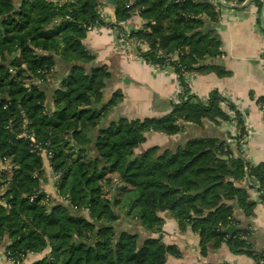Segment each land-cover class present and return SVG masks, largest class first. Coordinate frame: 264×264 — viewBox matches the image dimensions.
Here are the masks:
<instances>
[{"label": "trees", "instance_id": "16d2710c", "mask_svg": "<svg viewBox=\"0 0 264 264\" xmlns=\"http://www.w3.org/2000/svg\"><path fill=\"white\" fill-rule=\"evenodd\" d=\"M108 4L115 22L102 18L100 0H0V164L11 165L0 173V253L13 256L11 264L44 251L32 264H166L168 255L182 252L162 241L163 212L181 231L191 225L203 256L224 241L244 252L246 232L236 214H253L249 189L264 201V164L241 154L245 126L238 109L217 91L206 102L196 97L187 78L220 70L201 65L221 55L203 18L217 15L214 6L209 0ZM134 17L148 21L130 31L145 44L143 63L172 64L182 88L163 116L113 118L124 95L107 94L108 67L84 44L91 28L119 29L117 21ZM174 51L180 55L169 59ZM223 104L235 111L234 146L230 135H197L176 147L136 151L150 132L173 136L186 124L233 120ZM43 149L51 155L45 163L59 174L52 178L54 197L41 188ZM247 178L248 187L238 184Z\"/></svg>", "mask_w": 264, "mask_h": 264}, {"label": "crops", "instance_id": "0c3cea01", "mask_svg": "<svg viewBox=\"0 0 264 264\" xmlns=\"http://www.w3.org/2000/svg\"><path fill=\"white\" fill-rule=\"evenodd\" d=\"M100 1L105 4L103 8L113 15L114 8L107 0ZM209 2L217 15L203 18L208 29L220 41L221 55L215 57L218 58V65H212L220 67V70L207 68L190 73L191 93L206 102L210 93L217 91L230 101L244 121L245 133L239 145L243 158L255 166L264 164V116L260 110V105L264 103V0H259L261 5L256 0ZM138 19L134 17L128 25L133 29L140 28L142 25ZM84 44L95 54L97 63L108 67L111 75L107 94L121 90L124 95L123 101L113 109V118L158 117L170 112L171 101H177L182 89L176 73L141 62L134 52L124 49L117 40L116 32L108 27L94 28ZM223 108L230 113L226 104ZM238 133L235 120H220L217 123L206 120L202 127L186 124L181 133L173 136L152 133L146 145L168 148L183 144L197 135L222 138L230 135V144L234 146L233 135ZM48 170L49 177L51 171ZM249 181L247 178L238 184L248 187ZM248 191L251 199L256 201L253 214L248 217L240 212L236 214L237 227L246 232L247 248L244 252H233L224 241L218 246L210 244L207 254L201 255L197 233L188 231V228L181 231L173 217L165 212L162 238L166 243L177 245L182 252L181 257L168 255L166 264H264V201H261L257 190ZM47 252L27 257L22 264H32ZM4 256L0 253V264H11L6 261V256L4 260Z\"/></svg>", "mask_w": 264, "mask_h": 264}, {"label": "rangeland", "instance_id": "374dc122", "mask_svg": "<svg viewBox=\"0 0 264 264\" xmlns=\"http://www.w3.org/2000/svg\"><path fill=\"white\" fill-rule=\"evenodd\" d=\"M101 11H103V12H107V10H106V8H101L100 9ZM101 14V13H100ZM101 16H102V14H101ZM103 18V17H102ZM104 19V18H103ZM115 19V18H114ZM121 21H124L125 23H127V26H128V30H129V32L128 33H126V32H124V30H120L121 28H119V29H117V30H119L120 32L119 33H121V35H122V40H124V39H127L126 41L127 42H124L123 43V47H124V49L126 48V50H128V52L129 53H131V52H134L135 54H136V56H138V58H139V60H140V58H141V54H140V50H144V48H145V44L143 45L142 43H138V42H136V41H134L131 37H130V29H131V31H132V28L128 25V21H125V20H121ZM94 28L95 27H93V28H91L90 29V31H89V33H91L93 30H94ZM112 30H115V28H111ZM120 35V34H119ZM54 108V107H53ZM122 117V116H121ZM125 117V116H124ZM134 119V118H133ZM152 133H158V132H150V133H147V136H146V140H145V142H143L142 143V145H140V147L138 148V149H136V151H141V150H143L144 148H147L148 146L146 145V143H147V140H148V137L152 134ZM22 136H25V137H27V138H29L30 139V141L34 144L35 143V137H34V135H26V134H23ZM167 148V147H166ZM42 156H43V161H44V167H45V169L47 170L48 168L50 169V170H48V171H51V175L48 177L47 176V171H45V177H44V179L43 180H45V181H42V183H41V188L43 189V190H45V192L47 193V195H49L50 197H54V196H57V190H56V187H55V184H54V181H55V179H57L58 178V175L59 174H56V173H53L52 172V169H51V167H50V165L48 164V163H45L47 160H48V151H46L45 149H43V151H42ZM10 163H9V161L8 160H5V161H3V163H1L0 164V173H5V172H7V171H9V169H10ZM48 177V178H47ZM50 178V180H48ZM52 178H53V182H52ZM4 189H5V187H4ZM2 192H3V186L1 185L0 186V195L2 194ZM0 203H2V201H1V199H0ZM160 216L163 218V220H164V224H163V226L165 225V221H166V218H165V212H163V213H160ZM187 228H188V231H193L192 230V227H191V225H187ZM194 232V231H193ZM195 233V232H194ZM163 234V233H162ZM198 235V234H197ZM163 236L161 235V238H162ZM162 241L164 242V240H163V238H162ZM164 243H166V242H164ZM166 244H169V243H166ZM26 259V258H25ZM25 259H24V261H25ZM4 260H5V258H4ZM6 261L8 262V263H14V257L13 256H9L8 258L6 257ZM19 264V263H18ZM22 264V263H21Z\"/></svg>", "mask_w": 264, "mask_h": 264}, {"label": "built area", "instance_id": "2783aa9c", "mask_svg": "<svg viewBox=\"0 0 264 264\" xmlns=\"http://www.w3.org/2000/svg\"><path fill=\"white\" fill-rule=\"evenodd\" d=\"M136 12L138 13V10H137ZM100 13L102 14V17L104 18V20H106V21H110V22H115V21H116V20L114 19V17H113L110 13H108V12H103V11H101V10H100ZM140 22H141V25H145V24L148 23L147 20L142 19V18H140ZM116 23H117L116 25L118 26V28H121V29L124 30V32H126V33L129 32V30H128V26H127V23H125L124 21H117ZM114 31L116 32L117 40L119 41V43H120L121 45H123L124 42H127V41H128L127 39L122 40V35H121V33H119L120 31L117 30V28H115ZM130 31H131V29H130ZM119 34H120V35H119ZM126 40H127V41H126ZM159 53H161V55L164 54L162 50L159 51ZM178 55H180V54H179V52H177V51L170 52V53L167 54L168 58H169V59H172V60H175V59L178 57ZM140 61L143 62L144 60H143L142 58H140ZM161 68H164V69L166 68V69L171 70V71H173V72L175 73V67H174L172 64H170V63H167L165 66H163V67H161ZM189 75H190V74H187V78H188V80H189ZM181 90H182V89H181ZM260 110H261V112H262V114H263V116H264V103H262V104L260 105ZM229 112H230L229 114H230L232 117H234L233 120L236 121V119H235V111L229 108ZM236 122H237V121H236ZM233 142L235 143V141H233ZM50 156H51L50 153H48V158H49ZM32 199H33V197H31V200H32ZM4 258H5V256H4ZM7 258H8V257H7Z\"/></svg>", "mask_w": 264, "mask_h": 264}, {"label": "water", "instance_id": "95a60500", "mask_svg": "<svg viewBox=\"0 0 264 264\" xmlns=\"http://www.w3.org/2000/svg\"><path fill=\"white\" fill-rule=\"evenodd\" d=\"M108 3L114 4L115 0H107ZM234 6V5H233ZM238 7V6H234ZM201 65H218V58L207 56L203 62H201ZM229 233H232L234 231L233 227L228 228L227 230Z\"/></svg>", "mask_w": 264, "mask_h": 264}]
</instances>
